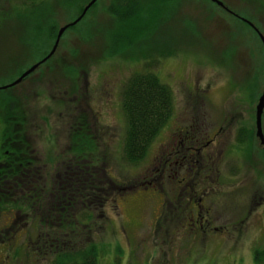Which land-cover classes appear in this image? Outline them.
Listing matches in <instances>:
<instances>
[{"label": "rangeland", "instance_id": "rangeland-1", "mask_svg": "<svg viewBox=\"0 0 264 264\" xmlns=\"http://www.w3.org/2000/svg\"><path fill=\"white\" fill-rule=\"evenodd\" d=\"M217 1L223 7L211 0H140L144 20L138 13L135 21L133 14L131 20L115 21L106 12L109 0H96L62 33L50 58L20 84L0 88V123H8V132L22 128L21 141L29 140L47 185L70 157L65 150L71 132L86 124L78 129L85 135L83 143L93 144L100 159L96 163L118 185L102 214L94 202L87 212L74 210L75 218L66 215L86 242L97 245L96 264H264V159L254 135L264 50L251 29L232 17L247 19L264 37V0ZM17 3L0 0V87L46 54L57 28L81 11L72 5L53 16L47 13L54 32L48 39L52 32L31 28L32 15ZM147 13L154 16L149 23ZM109 47L117 52L109 56ZM141 72L155 74L170 88L174 119L169 125L188 118L190 111L209 133L224 124L219 173L213 174L202 200L210 209L200 211L215 229L204 232L192 223L198 216L191 204L178 209L179 217L159 218L163 207L157 196L144 191V170L154 162L160 135L136 164L122 158L121 91L129 77ZM237 127L250 130V141H235ZM261 130L264 136V108ZM5 220L3 213L0 228L9 225ZM30 221L26 230L15 229L10 242L6 235L0 264H49L50 256L35 251L37 244L31 242L44 227Z\"/></svg>", "mask_w": 264, "mask_h": 264}, {"label": "trees", "instance_id": "trees-1", "mask_svg": "<svg viewBox=\"0 0 264 264\" xmlns=\"http://www.w3.org/2000/svg\"><path fill=\"white\" fill-rule=\"evenodd\" d=\"M15 1L29 12L28 15H32L31 28L53 34L52 18L47 16V13L53 16V13L61 10V7L72 5L78 6L81 10V7L89 0ZM75 1L79 4L74 3ZM158 1L161 4H167L172 0H156ZM127 9L130 11L126 15L123 14ZM133 11H136V14ZM106 12L115 21L119 18L131 20L132 14L134 16L132 21H135L138 13L141 20H144V2L109 0ZM152 18L154 19V16L147 13L146 22L149 23ZM53 37L54 34L46 36L48 39ZM129 43L130 40L124 41L123 46L126 47ZM116 52L115 49L109 47V56ZM121 110L125 121L122 158L129 164H136L145 155L147 147L171 116L170 88L151 72L132 75L127 79L121 91ZM75 128L77 130L71 132L70 143L65 150L70 157L67 162H62L63 168L52 178L53 181L49 185L44 182V178L41 179L42 176L40 177L39 173L35 183L21 175L28 174V165L25 162L33 160L28 154L23 156L25 152L22 148L11 147V151L7 154L8 157L0 166V211L9 212L19 209L21 212L33 215V219L41 223L44 227L42 233L45 238L41 251H45V255L50 256L49 264H96L97 245L92 241L86 242L85 235L81 237L77 231L78 226L69 222L70 217L66 215L74 214V210L87 212L91 210L89 208L94 202V210L99 211V215L102 214L105 203L110 198L113 199L118 188L117 183L106 173L104 165L96 163L100 159L95 158L93 154V144L83 143L86 140L85 135L78 132V129H86V124ZM3 138L7 141L6 143L8 140L16 139L12 132L6 130ZM250 138V130L246 128L237 130L235 136L237 142L250 141ZM79 139H82V143H79ZM32 156L35 157L33 153ZM22 185L27 188L26 192L19 191L23 189ZM32 188L35 190L32 191ZM261 253L264 254V249ZM258 258H260V251L254 253V259Z\"/></svg>", "mask_w": 264, "mask_h": 264}, {"label": "flooded vegetation", "instance_id": "flooded-vegetation-1", "mask_svg": "<svg viewBox=\"0 0 264 264\" xmlns=\"http://www.w3.org/2000/svg\"><path fill=\"white\" fill-rule=\"evenodd\" d=\"M242 22L246 24L244 21ZM44 55H42L41 58ZM172 119H174V116L171 115L168 118L166 125L164 124L158 133V135H160V144L158 145V149L153 158L155 163L153 162L148 167H145L144 170V191H149L151 196L158 197V201L163 207L159 218L168 215L179 217L178 209L180 207L186 208L187 205L191 204L195 216H198L197 219H194L195 222L192 221V223L197 224V226L204 232L208 227L215 229L209 225L211 223L210 219L205 215L200 214V211L203 210L206 214L210 209L209 207L204 206L202 200L205 199L209 181L213 174L218 172L217 165L220 160L219 158H221L220 147L221 143L225 142V139L223 138H225L227 134L225 133L224 124L222 125L221 123V125H218L212 133H209L204 123L196 124V115L194 111H190L188 118H179L178 121H173V124L169 125V122ZM203 121H205V115ZM5 127V124L0 123V166L8 157L7 154L11 151V147H17L18 149L22 148L25 152V155L23 156H27L26 154H28L33 160H27L25 162L26 165L29 166V168L27 166L28 174L21 175L26 177L28 181L35 183L39 176L38 173L40 174L43 167L41 164L38 165L37 162H39V159L32 156L34 149L29 145L30 142L27 138L25 141H21V127L18 129V133L11 131L16 139L13 141L8 140V143H6L7 141L3 138L6 130ZM240 128L242 127H237L235 131L237 132ZM244 128L246 127H243V129ZM237 143L242 144L244 142ZM260 147L263 149L261 145ZM33 161H36V163H33ZM41 176L42 175L40 174V177ZM171 184L173 187H171ZM22 187L23 189L19 191L26 192L27 188L24 185H22ZM34 190L35 188H32V191ZM169 206L173 208L171 211L167 210V207ZM3 213L6 217L5 221L9 225L0 228V244H3L5 239H7L6 235L9 236V240L6 241L10 242V238H13L15 235L13 233L15 232V229L18 230V232L26 230L28 224L31 222L30 220H33L34 217L26 212H21L19 209L9 212L4 210L0 211V215ZM188 218L192 220V217ZM18 220L21 221L16 227ZM7 228H9L10 231H8ZM27 238L30 237L28 236ZM31 242L37 244L35 251H41V248L44 247L43 243H45L43 233H40L38 230L35 240Z\"/></svg>", "mask_w": 264, "mask_h": 264}, {"label": "water", "instance_id": "water-1", "mask_svg": "<svg viewBox=\"0 0 264 264\" xmlns=\"http://www.w3.org/2000/svg\"><path fill=\"white\" fill-rule=\"evenodd\" d=\"M96 0H89L81 9L80 13L71 21L60 25L57 28V32L55 34L54 37V41L53 44L51 45L49 51L44 55V57H42L40 60H38L37 62H35L34 64H32L28 69H26L25 71H23L15 80H13L12 82H10L9 84L0 87V88H7L10 86H16L17 84L21 83L24 81V79H26L30 73L37 68V66H39L43 61H45L46 59L50 58L55 49L56 46L58 44V41L62 35V33L68 28L71 27L73 25H75L76 23H78L81 18L84 16L85 12L87 11V9L95 2ZM213 1L216 5H218L219 7H223V4L217 0H211ZM232 17L236 18V19H240L242 21H244L247 26L251 29V31L259 38L262 46H263V50H264V37L261 35V33L247 20L244 19L242 17L236 16L235 14L232 15ZM264 108V70H263V77H262V87H261V91L257 97L255 106H254V135L255 137L258 139L260 145L263 147L264 149V136L261 130V115H262V111ZM264 156V154H263Z\"/></svg>", "mask_w": 264, "mask_h": 264}]
</instances>
